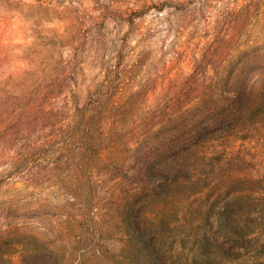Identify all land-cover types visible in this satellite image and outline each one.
Segmentation results:
<instances>
[{
    "label": "rangeland",
    "instance_id": "374dc122",
    "mask_svg": "<svg viewBox=\"0 0 264 264\" xmlns=\"http://www.w3.org/2000/svg\"><path fill=\"white\" fill-rule=\"evenodd\" d=\"M241 63L258 105L204 131L224 144L239 133L247 158L232 166L263 171L264 0H0V264H48L51 244L65 263L117 264L130 171L203 119L207 106L190 102L193 72L235 73ZM223 186L197 199L217 203L209 218L194 206L182 228L162 232L163 251L180 241L190 251L198 231L217 228ZM159 191L149 204L167 203L174 221L177 189ZM147 204L135 207L138 225ZM198 251L209 264H237L213 244Z\"/></svg>",
    "mask_w": 264,
    "mask_h": 264
},
{
    "label": "trees",
    "instance_id": "16d2710c",
    "mask_svg": "<svg viewBox=\"0 0 264 264\" xmlns=\"http://www.w3.org/2000/svg\"><path fill=\"white\" fill-rule=\"evenodd\" d=\"M249 66V63H241L235 73L231 70L207 75L202 70L189 76L195 90L190 102L197 108L203 104L207 106L201 112L205 115L188 128L187 137L180 132L173 134L167 142L156 143L143 154L141 165L130 171L132 182L127 185V213L122 220L126 239L115 259L117 264H159V260L160 264H209L198 251L200 244H213L216 255L237 264H264V170L250 171L232 166L237 158L240 161L247 158L239 155L235 146L239 133H231L232 138L229 137V142L224 144V135L209 137V131H204L209 125L213 127L212 132L225 130L230 122L244 120V110L253 111L256 108L258 104L252 102L256 79L252 80L246 72L245 68ZM260 82L264 83V77ZM224 121L227 123L224 124ZM161 148L166 152L164 160L163 153H159ZM223 182V191L229 198L223 205H218L215 216L217 228L214 229L212 224L198 231L191 241L193 246L190 251L186 250L183 241L171 252L163 251L160 235L171 228H182L192 207L201 208L202 203L197 199L203 196L205 190L214 191ZM235 182L247 185L232 188ZM161 186H175L177 189L171 201L172 207L176 205L174 221L168 218L171 209L167 203L156 201L153 205L149 204V201L161 197ZM231 200H234L232 205L229 203ZM147 201V205L153 207L145 210L143 223L138 225L135 207L141 210ZM216 205L213 202L203 207L208 218ZM150 236L154 239L153 243L149 240ZM51 246L54 249L59 247L57 244ZM54 249H51L53 252L48 264H83L82 261L65 263V255H58ZM159 254L164 256L162 262Z\"/></svg>",
    "mask_w": 264,
    "mask_h": 264
}]
</instances>
